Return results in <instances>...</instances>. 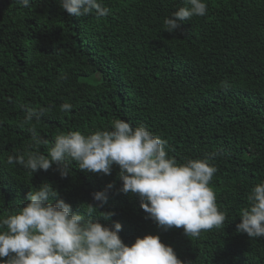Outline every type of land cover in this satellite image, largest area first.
I'll list each match as a JSON object with an SVG mask.
<instances>
[{"label": "trees", "instance_id": "16d2710c", "mask_svg": "<svg viewBox=\"0 0 264 264\" xmlns=\"http://www.w3.org/2000/svg\"><path fill=\"white\" fill-rule=\"evenodd\" d=\"M206 2V16L170 34L164 20L184 0H103L110 13L100 18L71 17L58 0H32L27 8L0 0V219L16 214L44 182L87 216L92 194L114 184L99 211L115 215L91 218L109 227L119 222L125 245L154 235L192 264H264V237L236 227L248 195L264 181V0ZM63 103L72 110L61 112ZM22 105L47 111L24 123ZM114 119L166 140L178 163L211 156L217 171L210 187L224 224L199 237L162 230L136 195L118 191L117 165L103 175L70 161L72 174L61 178L55 164L32 173L7 163L30 151L47 156L61 132L112 130ZM31 128L49 144L32 146Z\"/></svg>", "mask_w": 264, "mask_h": 264}, {"label": "clouds", "instance_id": "9594fccd", "mask_svg": "<svg viewBox=\"0 0 264 264\" xmlns=\"http://www.w3.org/2000/svg\"><path fill=\"white\" fill-rule=\"evenodd\" d=\"M27 8L32 0H13ZM62 11L71 17L95 13L109 15L103 0H58ZM170 17L164 20L165 31L174 33L182 22L194 16L207 15L206 0H184ZM225 88L228 83L222 82ZM24 123L39 120L47 109L22 105ZM73 105L63 103L60 111L68 113ZM112 130H96L84 135L79 131L55 136L48 155L28 152L10 155L8 164H20L36 173L47 172L56 165L61 178L72 174L70 161L81 171L110 175L113 165L120 169L122 181L119 192L138 197L140 208L164 231L183 228L187 237H199L202 231L221 227L226 215L218 209L216 194L210 181L217 168L210 164L211 156L188 159L178 163L166 152L167 141L154 135L144 125L133 128L129 122L114 119ZM37 149L48 145L34 128L29 129ZM109 184L93 193L95 205L87 204L88 215L74 212L72 206L60 198L59 192L48 182L34 187L28 201L16 214L0 219V264H192L178 259L174 249L160 241L159 236L137 238L131 246L122 241V225L111 227L93 221V212L109 220L114 212H100L107 203ZM250 206L241 212L237 231L249 238L264 237V181L253 187L247 197ZM7 258V259H4Z\"/></svg>", "mask_w": 264, "mask_h": 264}]
</instances>
